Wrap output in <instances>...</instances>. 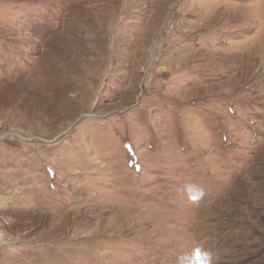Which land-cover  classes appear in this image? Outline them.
<instances>
[{
    "label": "rangeland",
    "instance_id": "374dc122",
    "mask_svg": "<svg viewBox=\"0 0 264 264\" xmlns=\"http://www.w3.org/2000/svg\"><path fill=\"white\" fill-rule=\"evenodd\" d=\"M0 264H264V0H0Z\"/></svg>",
    "mask_w": 264,
    "mask_h": 264
},
{
    "label": "built area",
    "instance_id": "2783aa9c",
    "mask_svg": "<svg viewBox=\"0 0 264 264\" xmlns=\"http://www.w3.org/2000/svg\"><path fill=\"white\" fill-rule=\"evenodd\" d=\"M4 241H5L4 234L2 233V231H0V245H2Z\"/></svg>",
    "mask_w": 264,
    "mask_h": 264
},
{
    "label": "bare ground",
    "instance_id": "6f19581e",
    "mask_svg": "<svg viewBox=\"0 0 264 264\" xmlns=\"http://www.w3.org/2000/svg\"><path fill=\"white\" fill-rule=\"evenodd\" d=\"M4 244V243H3Z\"/></svg>",
    "mask_w": 264,
    "mask_h": 264
}]
</instances>
